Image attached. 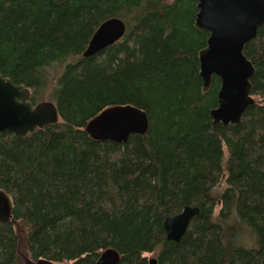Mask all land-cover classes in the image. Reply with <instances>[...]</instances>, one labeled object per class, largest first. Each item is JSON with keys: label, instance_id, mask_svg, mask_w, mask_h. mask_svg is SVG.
Here are the masks:
<instances>
[{"label": "trees", "instance_id": "1", "mask_svg": "<svg viewBox=\"0 0 264 264\" xmlns=\"http://www.w3.org/2000/svg\"><path fill=\"white\" fill-rule=\"evenodd\" d=\"M198 0H0V74L32 91L52 86L59 123L0 140V264H264V27L244 54L255 104L236 127L215 125L221 81L203 91ZM122 19L126 36L84 58L94 33ZM147 114L145 135L101 142L86 132L104 110ZM198 207L179 243L164 223ZM24 253V256H23Z\"/></svg>", "mask_w": 264, "mask_h": 264}, {"label": "water", "instance_id": "2", "mask_svg": "<svg viewBox=\"0 0 264 264\" xmlns=\"http://www.w3.org/2000/svg\"><path fill=\"white\" fill-rule=\"evenodd\" d=\"M194 28L209 34L207 46L199 53L203 91L211 88L213 77L221 81L218 106L211 116L215 125L236 127L246 110L255 104L251 79L255 68L244 54L246 45L256 39L264 27V0H198ZM127 34L126 23L119 18L105 21L94 33L84 58L95 56L121 41ZM32 91L15 85L0 74V140L4 134L25 138L38 129L55 126L60 115L54 102L33 105ZM149 129L147 114L133 106H116L104 110L86 127L96 141L126 143L132 135H145ZM14 204L0 190V224L11 221ZM200 214L198 207H185L179 214L168 217L164 227L166 239L179 243L192 221ZM121 257L113 249L103 251L96 264H119ZM24 264H56L47 259ZM148 264H159L151 258Z\"/></svg>", "mask_w": 264, "mask_h": 264}, {"label": "rangeland", "instance_id": "3", "mask_svg": "<svg viewBox=\"0 0 264 264\" xmlns=\"http://www.w3.org/2000/svg\"><path fill=\"white\" fill-rule=\"evenodd\" d=\"M32 96H33V94H32ZM52 96H53L52 95V86H50L43 93H41L40 96H38L37 103H41V102H53V97ZM156 255H157V253L146 254V257L148 259L156 258ZM23 256H24V253H23ZM26 258H29V255L22 257L23 263H25V259Z\"/></svg>", "mask_w": 264, "mask_h": 264}]
</instances>
